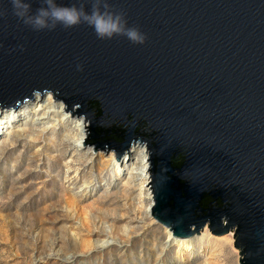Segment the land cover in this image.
<instances>
[{"label": "water", "instance_id": "water-1", "mask_svg": "<svg viewBox=\"0 0 264 264\" xmlns=\"http://www.w3.org/2000/svg\"><path fill=\"white\" fill-rule=\"evenodd\" d=\"M55 3L120 16L145 42L83 20L36 31L0 0L1 109L52 91L89 121L84 146L117 161L147 148L150 215L173 236L233 232L239 263L264 264V0Z\"/></svg>", "mask_w": 264, "mask_h": 264}, {"label": "rangeland", "instance_id": "rangeland-1", "mask_svg": "<svg viewBox=\"0 0 264 264\" xmlns=\"http://www.w3.org/2000/svg\"><path fill=\"white\" fill-rule=\"evenodd\" d=\"M34 97L0 108V264H240L233 232L205 227L192 248L179 247L146 213L136 152L117 161L115 151L84 146L88 121L78 146L77 132L67 133L83 116L69 109L63 124H47Z\"/></svg>", "mask_w": 264, "mask_h": 264}, {"label": "clouds", "instance_id": "clouds-1", "mask_svg": "<svg viewBox=\"0 0 264 264\" xmlns=\"http://www.w3.org/2000/svg\"><path fill=\"white\" fill-rule=\"evenodd\" d=\"M47 7L40 8L35 15L29 14L31 4L29 0H10L13 14L26 25H31L36 31L54 28L57 24L64 28L77 26L83 20L99 39H112L114 36H124L133 44H143L145 34L136 27H128L120 16H106L93 11L85 14L76 7L58 6L55 0H45ZM79 67V66H78Z\"/></svg>", "mask_w": 264, "mask_h": 264}, {"label": "bare ground", "instance_id": "bare-ground-1", "mask_svg": "<svg viewBox=\"0 0 264 264\" xmlns=\"http://www.w3.org/2000/svg\"><path fill=\"white\" fill-rule=\"evenodd\" d=\"M35 94H37V92L33 94V97H34ZM53 99H52L51 95L47 96L45 99L42 98L38 94L35 95V97H34V100L36 102L35 103V107H36V110H39L38 118L39 119H43L42 120L43 122H45L44 120H48L47 122H45L47 124H49L50 122L52 123L51 120H54V119H55V122L63 124L64 123L63 119L71 118L69 116V111H65V106H63L62 103H59V102H57V101H55ZM25 101L26 100H24L22 103H24ZM8 109H11V107L8 108ZM83 118H85V117L83 116ZM83 118L78 119V121H76V123L74 124L73 130H70V132L68 131V133H67V137L70 138V137L74 136L73 132H77V135H79V140H78V144H77L78 146L81 145V143H83L84 138H85V134H86L85 133L86 132V121H88V120L87 119L84 120ZM0 126H1V124H0ZM41 132H43V131H41ZM70 133H71L72 136L70 135ZM145 148L146 147L143 146V145L133 144L130 147L131 150L129 149V151H135L136 152L135 153L136 154L135 156H136V159H137L136 160L137 161L136 164L138 165V167H136V169H138V174L145 180V183L147 184V186H149L150 185V178H151L150 177V171H149V168H150V166H149V155H148L147 149H146L147 152L145 151ZM115 154H116V152H115ZM127 154H129V153H127ZM116 168H117L116 169L117 172L120 171L119 167H116ZM149 188H150V186H149ZM150 192H151V188H150V191H149L148 194H149V198L151 197L152 201L148 202L149 204L146 207V213L149 214V215H150L151 206L153 204L152 192L151 193ZM166 230L168 231V234H169L168 236L171 238V240H173L179 247H182V248H186V249L192 248L193 245L190 247L189 244H192L193 241L198 238V237H196V238L194 237V236H197L198 234H195V235H193L191 237H183V238L175 237V236H173L171 230L168 227H166ZM202 237H203V234H201L199 236V238H202ZM233 238H234V236H233ZM231 239H232L231 237L226 236L224 238V240H221L219 242H221L222 244H228L229 241H231Z\"/></svg>", "mask_w": 264, "mask_h": 264}]
</instances>
